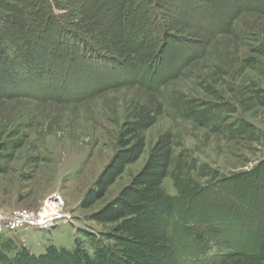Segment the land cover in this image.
Wrapping results in <instances>:
<instances>
[{"label":"rangeland","instance_id":"1","mask_svg":"<svg viewBox=\"0 0 264 264\" xmlns=\"http://www.w3.org/2000/svg\"><path fill=\"white\" fill-rule=\"evenodd\" d=\"M54 193L0 264H264V0H0V216Z\"/></svg>","mask_w":264,"mask_h":264},{"label":"built area","instance_id":"2","mask_svg":"<svg viewBox=\"0 0 264 264\" xmlns=\"http://www.w3.org/2000/svg\"><path fill=\"white\" fill-rule=\"evenodd\" d=\"M52 195L55 196L54 202H56L57 206L56 211L52 215L54 219L48 221V218H44V214L41 211L42 209L37 214L33 211L31 212L28 210H17L15 212V216L9 218V220L7 219V222L5 221V219H3L2 215L0 216L1 232L3 231V229L10 232H17L19 230L29 229L32 227L47 229L54 226L56 223L61 222L62 220L70 221L71 217L64 211V201L61 195L59 193H54ZM32 216L35 218L33 219Z\"/></svg>","mask_w":264,"mask_h":264},{"label":"trees","instance_id":"3","mask_svg":"<svg viewBox=\"0 0 264 264\" xmlns=\"http://www.w3.org/2000/svg\"><path fill=\"white\" fill-rule=\"evenodd\" d=\"M123 215L124 213L121 208L108 206L105 211L96 214L95 217L101 222H108L121 220ZM103 251L101 253L102 257L105 255Z\"/></svg>","mask_w":264,"mask_h":264},{"label":"bare ground","instance_id":"4","mask_svg":"<svg viewBox=\"0 0 264 264\" xmlns=\"http://www.w3.org/2000/svg\"><path fill=\"white\" fill-rule=\"evenodd\" d=\"M54 199H55L54 195L53 197H51V199L48 198L46 202L47 206L43 210H41L44 214L43 217L48 218L47 219L48 221L54 219L52 215L56 211V207H57L56 202H54L55 201ZM32 218L34 219L35 217L32 216Z\"/></svg>","mask_w":264,"mask_h":264}]
</instances>
